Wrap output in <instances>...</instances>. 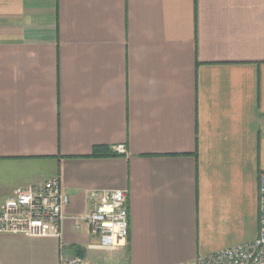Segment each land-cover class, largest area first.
<instances>
[{"label":"crops","instance_id":"crops-1","mask_svg":"<svg viewBox=\"0 0 264 264\" xmlns=\"http://www.w3.org/2000/svg\"><path fill=\"white\" fill-rule=\"evenodd\" d=\"M262 170L264 0H0V205L58 177L68 216L125 189L129 218L113 248L71 219L61 238L0 233V264H184L250 242Z\"/></svg>","mask_w":264,"mask_h":264},{"label":"built area","instance_id":"built-area-1","mask_svg":"<svg viewBox=\"0 0 264 264\" xmlns=\"http://www.w3.org/2000/svg\"><path fill=\"white\" fill-rule=\"evenodd\" d=\"M114 150L124 153L125 147ZM259 229L250 242L196 258L184 264H264V170L258 177ZM88 208L81 214L68 216L69 195L58 177L13 190L0 205V233H16L29 237L61 238L63 224L71 219L78 229L88 225L91 235L101 247L113 248L128 236V196L125 189L87 190ZM57 264H87L79 256L61 257Z\"/></svg>","mask_w":264,"mask_h":264},{"label":"trees","instance_id":"trees-1","mask_svg":"<svg viewBox=\"0 0 264 264\" xmlns=\"http://www.w3.org/2000/svg\"><path fill=\"white\" fill-rule=\"evenodd\" d=\"M106 150L107 149H104L101 146H95L93 148V150L91 151V153L89 154V156H91V157L105 156V155H107Z\"/></svg>","mask_w":264,"mask_h":264}]
</instances>
